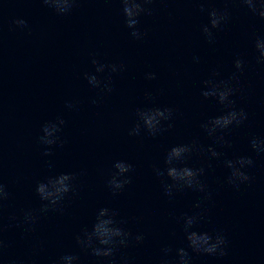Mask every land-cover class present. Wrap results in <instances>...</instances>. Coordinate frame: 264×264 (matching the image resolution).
Returning <instances> with one entry per match:
<instances>
[{"label":"water","instance_id":"water-1","mask_svg":"<svg viewBox=\"0 0 264 264\" xmlns=\"http://www.w3.org/2000/svg\"><path fill=\"white\" fill-rule=\"evenodd\" d=\"M144 6L152 14L139 17L144 36L135 39L120 0H78L64 15L41 0H0V182L10 194L0 213V264H53L66 253L78 256L74 264H108L75 241L101 207L114 209L133 237L143 235L119 248L110 258L114 264L123 258L159 264L166 246L172 249L166 259L176 264L175 249L187 248L182 217L194 213L202 216L194 230L221 231L228 244L224 256L187 249L191 264H264V153L249 143L253 136L264 138V64L257 63L254 47L264 37V19L238 0H152ZM211 8L229 10L228 20L212 29L213 43L201 30ZM15 19L27 26H16ZM237 57L242 71L234 67ZM93 58L124 65L123 71L96 73L102 81L110 78L111 92L85 79L95 71ZM214 70L216 80L237 73L230 99L247 119L209 136L201 124L227 111L215 97L201 95ZM149 72L155 79L146 78ZM69 101L75 108L66 107ZM146 107L171 108L172 117L155 136L143 126L140 135H129L136 110ZM58 116L65 121L58 133L64 143L41 144V125ZM219 135L229 143L217 142ZM192 141L204 151L192 152L184 163L205 169L200 179L210 198L188 188L167 196L161 180H171L157 177L154 168L164 169L172 146ZM209 145L221 155L212 157ZM46 147L49 156L42 155ZM237 156L254 161L242 169L251 180L238 189L226 182L230 170L224 164ZM116 160L132 165L124 174L131 183L113 194L107 180ZM59 173L74 175L73 191L56 210L37 213L31 231L17 226L24 211L46 203L35 191L37 182Z\"/></svg>","mask_w":264,"mask_h":264},{"label":"clouds","instance_id":"clouds-1","mask_svg":"<svg viewBox=\"0 0 264 264\" xmlns=\"http://www.w3.org/2000/svg\"><path fill=\"white\" fill-rule=\"evenodd\" d=\"M41 2L50 7L59 15H64L72 11L78 0H41ZM152 0H120L122 4V12L125 17V26L130 29V35L135 39H142L144 33L137 27L139 24V17L142 14L151 15L152 10L146 8L144 5L151 3ZM239 3L245 5L247 9L255 16L264 19V0H238ZM203 11L204 9L201 8ZM209 23L202 26V32L208 39L209 43L215 40L212 29H218L229 18V10L211 8L208 10ZM13 23L18 27H26L27 22L23 19H15ZM254 47L259 52L257 63L264 64V37H257L254 41ZM198 60V58H194ZM91 63L95 66L94 73H85V79L88 83L100 88L102 92H111V80H101L96 73L103 72L106 68L112 72L123 71V64H103L93 58ZM234 67L238 71L243 70L244 61L237 57L234 60ZM147 79H155V73H146ZM219 73L215 70L212 72L210 78L203 81L204 88L201 90V95L205 98L215 97L217 101L224 105L227 111H224L218 116L211 117L209 120L201 124V128L205 129L209 136H213L218 130L228 129L230 126H239L247 119V113L243 109H236L232 107L234 101L230 97L235 93L236 87L233 81L238 80L237 73H232L225 80H216L215 77ZM150 95V94H149ZM97 101L93 99L91 103L95 104ZM66 107L69 109L75 108V104L71 101L66 102ZM173 109L160 107H146L138 108L136 110L137 120L129 129V135H140L141 127L147 131L149 135L155 136L162 130V121H168L172 117ZM65 123L62 117H57L55 121H46L41 125L42 135L38 137L39 142L43 145L51 146L57 143L63 144L58 135L61 131V125ZM172 125L169 124L168 127ZM219 143H229L223 135L215 136ZM251 148L257 153H264V138L253 136L250 141ZM194 151H204L198 146L196 141L187 144H177L172 146L166 153L164 158V169L154 168L157 177L167 176L171 183L161 180L164 193L167 196H172L174 190H182L185 188L193 189L194 191L205 193V199L210 198V193L207 192V186L201 181L200 177L204 175L205 169L203 167L193 168L187 166L184 161ZM207 152L212 157H218L221 153L217 152L211 145L207 147ZM44 156L51 155L50 148H45L42 153ZM253 159L249 156H237L234 159H227L224 161L225 166L230 170L226 177V182L235 188H239L240 184L251 180L249 174L242 169L245 166H252ZM179 165V166H178ZM51 168V164H49ZM112 172L107 180V185L113 194L119 192L125 185L131 183V178L124 175L132 171V165L124 160H116L113 163ZM75 177L72 173H59L49 175L43 180L38 181L35 191L42 203L39 209H29L23 212L22 219L17 226L24 225L26 231H31L38 220L39 214L47 213L49 210H56L61 202L64 200L66 194L73 191ZM9 192L6 186L0 182V213H2L4 202L9 198ZM200 207L199 203L196 205ZM118 213L111 208L101 207L97 210L95 220L91 228L85 226L80 233L75 236L77 245L81 250L90 251L91 255L98 258L108 259V264H114L110 258L114 256L119 248L127 247L130 239L137 242L143 240V235L137 234L133 237L132 233L127 231L122 225L124 220H117ZM202 218L200 213L192 215L185 214L182 217L183 231L187 241V248L178 247L175 249L177 262L176 264H191L192 257L187 249H191L194 253H203L208 255L224 256L227 254L226 247L228 240L221 231L208 232L194 230V226L198 224ZM10 220H15V216H10ZM2 230V229H0ZM4 247L3 240L0 239V252ZM172 251L171 247H164L162 252L164 257L161 258L159 264H171L166 259L168 253ZM78 260V256L71 253H66L60 256L53 264H74ZM15 264V262H12ZM121 264H129L127 258H123Z\"/></svg>","mask_w":264,"mask_h":264}]
</instances>
